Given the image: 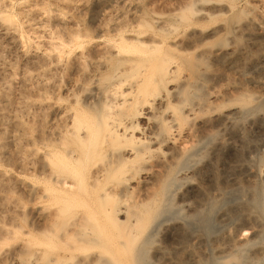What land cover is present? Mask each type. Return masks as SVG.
Segmentation results:
<instances>
[{
    "label": "bare ground",
    "instance_id": "obj_1",
    "mask_svg": "<svg viewBox=\"0 0 264 264\" xmlns=\"http://www.w3.org/2000/svg\"><path fill=\"white\" fill-rule=\"evenodd\" d=\"M222 1L179 0L165 14L143 8L105 28H68L58 47L62 55L52 62L77 75L65 88L71 97H58L65 103L55 107L56 125L44 126L40 148L30 151L39 154L45 183L37 198L52 208L31 215L42 222L37 227L33 217L29 223L24 264H150L152 225L171 204L174 186L187 180L184 171L196 149L215 137L211 129L219 120L255 99L240 95L230 107L216 102L220 65L233 69L257 54L264 57L262 45L252 50L212 41L240 22L242 33L255 40V30L264 31V14L248 17L235 0ZM220 15L222 24L203 25ZM2 17L8 31L20 30L12 16ZM229 177L245 188L236 175ZM34 186L28 187L31 201ZM249 212L241 204L239 214L248 218ZM247 244L224 264L264 261V248L250 259L238 254ZM93 246L101 250L84 251ZM166 250L159 249L158 264H190L166 256Z\"/></svg>",
    "mask_w": 264,
    "mask_h": 264
},
{
    "label": "rangeland",
    "instance_id": "obj_2",
    "mask_svg": "<svg viewBox=\"0 0 264 264\" xmlns=\"http://www.w3.org/2000/svg\"><path fill=\"white\" fill-rule=\"evenodd\" d=\"M177 1L0 0V264L25 263V235L33 222L31 215L40 207L46 212L52 208L46 198H37L45 183L39 154L32 156L30 151L40 148L44 126L56 125L55 107L65 103L58 97L66 99L72 94L65 88L77 74L73 68L61 70L52 62L53 56L62 55L58 47L68 39V28H105L143 8L165 14ZM234 4L248 10V17L264 14V0H235ZM8 15L17 22L18 32L6 29L8 22L2 16ZM224 19L220 15L203 25L217 26ZM242 23L235 24L229 34L220 32L212 41L244 44L252 50L257 44L264 46V31L256 29L255 40L242 33ZM259 57L257 54L246 65L233 69L218 67L220 92L216 102L230 107L237 104L235 99L240 95L255 99L239 114L219 120L211 129L215 137L196 149L184 171L187 180L174 186L169 209L152 225L146 245L150 264L159 263L161 247L168 249L166 256L176 261L188 259L190 264H224L226 256L246 242L250 244L238 254L249 259L264 248V57ZM233 174L248 189L229 179ZM30 185L37 190L32 201ZM137 193L135 190L133 195ZM241 204L250 206L248 218L239 214ZM41 222L35 215L33 223L38 227ZM100 250L93 246L84 251Z\"/></svg>",
    "mask_w": 264,
    "mask_h": 264
}]
</instances>
